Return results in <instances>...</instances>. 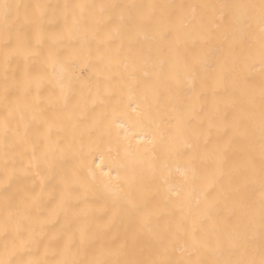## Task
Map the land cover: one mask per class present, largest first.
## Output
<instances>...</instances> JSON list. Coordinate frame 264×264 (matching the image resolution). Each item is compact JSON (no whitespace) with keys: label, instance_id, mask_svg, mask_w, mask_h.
Instances as JSON below:
<instances>
[{"label":"snow or ice","instance_id":"obj_1","mask_svg":"<svg viewBox=\"0 0 264 264\" xmlns=\"http://www.w3.org/2000/svg\"><path fill=\"white\" fill-rule=\"evenodd\" d=\"M74 7L79 12L70 19L65 14L54 28L45 26V13H26L31 27L24 31L13 21L19 6L0 0V138L6 149L11 144L18 152L23 174L39 178L23 195L10 194L16 169L9 170L6 150L0 173V264H264V0L258 6L222 5L226 11L219 23L197 16L196 6L186 14L184 5L161 13L152 5L151 11L127 16L105 9L141 6ZM96 7L98 13L90 11ZM253 21L259 24L258 41L244 34ZM221 24L226 49L212 47L213 28ZM189 44L206 50L203 61L180 55L181 46L190 51ZM154 52L174 54L167 71ZM16 59L23 67L10 73ZM182 74L193 85L183 96ZM229 79L246 97L245 105L228 94ZM157 84L167 91L163 106ZM249 128L253 134L246 137L242 156L233 159L229 147ZM105 143L106 152L101 151ZM142 145L151 148L141 151ZM190 147H202L213 166L197 173L173 165L181 159L191 163L185 151ZM93 149L99 155L94 168L87 166L93 181L88 185L80 176ZM120 149L132 164L147 160L154 176H171L174 168L181 180L168 188L176 199L159 188L142 201L129 196L119 209L128 225L123 234H113L115 217L107 204L94 209L88 195L95 187L123 191L120 181L127 183V173L122 174ZM57 156L68 161L67 169H56ZM256 181L258 217L245 197ZM257 224L258 245L249 238Z\"/></svg>","mask_w":264,"mask_h":264},{"label":"bare ground","instance_id":"obj_2","mask_svg":"<svg viewBox=\"0 0 264 264\" xmlns=\"http://www.w3.org/2000/svg\"><path fill=\"white\" fill-rule=\"evenodd\" d=\"M9 4L18 5V9H13V21L16 22V27L20 28L24 31H30V24L25 20V14L27 13L29 16L35 14L39 15L40 13L46 14V22L45 26L47 28H54L56 26V22H62V18L65 14L68 15L69 19L71 18L73 12H79V9L75 8V5H118V6H141L137 9H130V8H106V13H112L113 15H118L121 11L124 12L125 16L128 13L136 12V11H151L148 6L155 5V11L157 13L161 12H170V11H179L180 5H184V12L186 14L192 12V8L190 6H196L195 12L197 16L204 15L208 18L219 23V16L226 11L225 8L221 7L222 5H229V4H243V5H259L260 0H7ZM36 5H40V8H36ZM67 6V7H65ZM90 11L99 12V7L95 9H90ZM258 11V9H257ZM2 31V28H0ZM213 31L216 35V39L212 41L213 48L224 47L227 48V42L223 39L225 35L224 26L221 24L219 29L213 28ZM259 24L257 21H253L252 27L245 29L244 34L247 35L251 33L255 40H259ZM147 36L150 38L151 34L148 33ZM143 39V37H141ZM145 47H147V41L145 42ZM189 49L187 53L184 52L183 46H181L180 55L187 56L189 62L193 59H198L203 61L205 59L206 50H202L200 47H193L189 44ZM171 53L165 52L159 56H156L154 52V57L157 63L160 61L165 62V70L167 71V65L172 58ZM23 67V61L16 59L11 62L10 64V73L14 71H18L20 68ZM155 71H158L156 69ZM150 75L154 77V70L150 67L149 68ZM200 74L203 75V69H200ZM158 87L161 88L163 92L164 99L159 101L161 106L168 103L167 100V91L163 85L157 84ZM192 81L188 74H182V83L180 86V93L183 96L186 93H190L192 89ZM243 85H240L242 88ZM0 89H2V71H0ZM227 89L229 95H234L236 98V102L238 106H243L246 104V97L241 93L239 89H234L231 79L227 82ZM212 100L209 97L208 104H211ZM149 103H152L155 107L157 105V101L151 95H149ZM224 107V104L221 103V108ZM171 109L169 108V111ZM3 111V104L2 99H0V112ZM195 123V122H194ZM255 127V134L254 139L257 141L256 147L258 150V140H259V131H258V118H257V125ZM253 134V128L249 129H242L241 135L236 141V143L232 144L228 151L229 155L233 159H239L244 149L247 145L246 137H250ZM105 140L107 138L105 137ZM107 143H105L103 149L101 151H107ZM144 147L151 148V145L141 146V151H143ZM7 150L8 153V164L9 170L13 167L16 169L15 178L12 181V187L10 190V194L20 196L23 195L24 192L30 189L34 182L36 184L39 183V178L34 175H24L21 169V159L18 155L16 150H13L11 144L8 145L7 149L5 143L2 138H0V173L3 172L4 163H5V152ZM120 157L125 164V169L122 170V174L124 172L127 173L125 183L123 180L120 183L123 186V191H116V192H107L104 191L101 187H95L88 195L89 200L93 201L92 207L94 209H102L105 204H107L109 209V216L115 217L114 219V226L112 228L113 234L120 233L123 234L124 228L128 225V216L123 214L119 211V209L124 208L127 206V199L128 197H132L137 201H142L146 197H150L157 188L165 195L170 196L171 199H176L175 196H171V193L168 192V188L170 185H174L177 181L181 180V177L178 173L175 172L174 168L172 170L171 176H168L167 172L160 173L157 172L154 176L152 173L151 168L149 167V163L147 160L144 161L142 165L139 164H132L129 160L124 159L123 157V149H120ZM191 156L192 160L191 163L185 159H181L179 161H173V165L179 164L181 168L191 167L196 170L197 173L203 172L205 169L211 168L212 160L208 154L205 153L204 149L201 147L200 149H195L193 147L185 149ZM85 152H88L87 148V139H86V146ZM117 154V150L115 146H113L112 155L115 156ZM99 153L93 149L92 155L88 156L86 166L81 170L80 180L85 184L92 185L93 181L88 174L87 166L92 164L93 158L98 156ZM26 163V161H24ZM54 165L56 169L59 171L61 169L68 168V161H66L63 157L57 156L54 161ZM168 176V183L163 182V177ZM225 184L227 183L225 179ZM116 183V181H113ZM245 197L250 200L256 210L257 217L259 213V204L261 199V191H260V184L258 181L251 184L249 189L245 193ZM4 207V195L2 192V188H0V213L3 212ZM113 209L115 211H113ZM102 212H97V215H102ZM178 215V214H177ZM153 223H156L155 217L153 218ZM258 224L255 225L249 233V238L254 239L257 245L259 244L260 234L258 230Z\"/></svg>","mask_w":264,"mask_h":264}]
</instances>
